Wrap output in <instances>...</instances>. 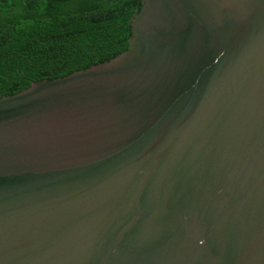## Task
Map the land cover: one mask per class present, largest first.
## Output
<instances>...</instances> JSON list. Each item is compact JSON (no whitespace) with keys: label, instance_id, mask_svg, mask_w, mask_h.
I'll return each instance as SVG.
<instances>
[{"label":"water","instance_id":"obj_1","mask_svg":"<svg viewBox=\"0 0 264 264\" xmlns=\"http://www.w3.org/2000/svg\"><path fill=\"white\" fill-rule=\"evenodd\" d=\"M0 264H264V0H142L0 98Z\"/></svg>","mask_w":264,"mask_h":264},{"label":"trees","instance_id":"obj_2","mask_svg":"<svg viewBox=\"0 0 264 264\" xmlns=\"http://www.w3.org/2000/svg\"><path fill=\"white\" fill-rule=\"evenodd\" d=\"M142 0H0V98L110 61Z\"/></svg>","mask_w":264,"mask_h":264}]
</instances>
